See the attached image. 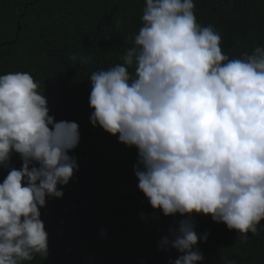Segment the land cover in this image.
Wrapping results in <instances>:
<instances>
[{
	"label": "clouds",
	"instance_id": "1",
	"mask_svg": "<svg viewBox=\"0 0 264 264\" xmlns=\"http://www.w3.org/2000/svg\"><path fill=\"white\" fill-rule=\"evenodd\" d=\"M194 0H144L142 27L117 63L89 77L90 122L138 152V189L165 217H188L159 241L202 264L193 213L239 239L264 232V46L223 54L221 35L201 26ZM74 65L92 58L73 54ZM131 69V71H130ZM28 72L0 75V264L48 255L40 209L62 198L78 170L74 121H55ZM13 153L22 167H10Z\"/></svg>",
	"mask_w": 264,
	"mask_h": 264
},
{
	"label": "trees",
	"instance_id": "2",
	"mask_svg": "<svg viewBox=\"0 0 264 264\" xmlns=\"http://www.w3.org/2000/svg\"><path fill=\"white\" fill-rule=\"evenodd\" d=\"M201 26L221 35L223 54L241 58L264 46V0H194ZM144 0H0V75L28 72L39 83L55 121L79 125L80 141L69 152L78 170L62 198L40 209L48 255L26 264H171L180 253L159 241L188 217H165L138 189V152L90 122L93 71L121 63L142 27ZM73 54L90 56L74 65ZM131 71V69H130ZM22 160L13 153L10 167ZM9 169L0 167V183ZM203 253L202 264H264V232L239 239L211 216L190 217ZM264 225V220L261 221Z\"/></svg>",
	"mask_w": 264,
	"mask_h": 264
}]
</instances>
